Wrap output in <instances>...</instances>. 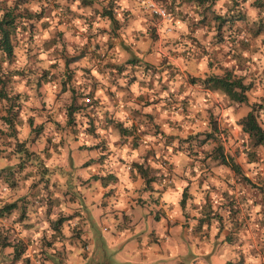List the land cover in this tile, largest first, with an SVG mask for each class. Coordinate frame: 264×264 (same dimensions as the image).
<instances>
[{
	"label": "rangeland",
	"instance_id": "rangeland-1",
	"mask_svg": "<svg viewBox=\"0 0 264 264\" xmlns=\"http://www.w3.org/2000/svg\"><path fill=\"white\" fill-rule=\"evenodd\" d=\"M117 1L116 16L120 23L123 22L121 17L127 21L132 13L136 19L143 20L144 33L148 37L167 41L168 36L160 35L156 27L169 24L171 29L173 22L170 17L166 21L151 14L146 6L150 0ZM252 1L214 0L209 7L205 2L199 6L186 0L170 2L173 19L186 12L191 24H202L203 35H208V41L223 44L219 49L211 48L207 63L209 72L202 78L230 70L249 85L244 91L245 100L239 102L228 98L220 88H211L206 120L201 125L198 122L191 131L187 125L177 127L173 143L166 140L162 143L167 158H161L160 164L165 169L171 163L173 169L194 164L223 168L226 165L215 158L216 152L231 156L239 170L226 166L228 170H220L214 176L231 181L228 188H234L237 183L258 190L261 229L255 239L252 259L253 264H264V152L260 146H251L239 124L240 118L253 105L258 122L264 125V28L257 27L258 22H264V5L260 10ZM106 5L107 0H26L22 4L30 11H42L39 18L28 20V25L32 23L29 28L26 24L22 28V20L26 18H21L12 36V58L1 63L5 76L0 83V239L10 243L19 239L24 251L18 258H12L10 246L0 247V264H45L43 254L51 264H223L234 258L245 262L246 256L235 253L228 239L202 236L204 242L209 243V248L203 251L201 245L196 244L197 240L192 241L193 232L169 237L172 229L182 225L177 221L168 222L167 216L182 221L183 216L174 205H166L173 204L168 189L163 190L160 197L155 190L116 180L117 183L103 193V188L94 183L92 176L79 164L82 158L93 156L96 150L100 152L113 145L108 141L93 144L95 139L85 144L76 125L81 126L85 117L96 110L94 105L98 104L99 97L94 95L96 87L100 83L105 86L106 80L114 79L102 73L96 75L92 71L95 62L86 61L85 57L68 59L84 53V44L85 52H91L98 35L96 17ZM228 12L233 14V19L217 29L213 14ZM242 38L250 41L248 46L228 42ZM116 44L121 50L127 42L116 41ZM135 44L131 45L132 49ZM131 48H124V58L109 66L113 70L108 71L156 68L149 63L139 68L126 65L128 57L138 62ZM142 48L145 50L148 46L143 44ZM168 52L172 54L174 50ZM162 57L165 59L157 60L161 64L159 68L171 79V87L183 89L194 79L200 81L201 77L190 75L186 68L177 72L174 64H167V56ZM101 69L107 68L102 66ZM43 70L44 78L40 76ZM116 81L114 84L119 85ZM164 83L168 85L167 79L159 82ZM102 92L106 93V87H102ZM184 97L187 100V95ZM14 109L16 112L12 113ZM66 109L71 112L70 121ZM4 115L11 123L4 122ZM148 130L161 131L158 125ZM139 168L143 174L149 170L145 172L144 168ZM174 173L175 170L171 173L166 169L163 175L152 177L165 178ZM161 201L166 204H160ZM11 202L14 206L4 213L2 207ZM128 218L135 226L132 234ZM55 219L60 221L54 229ZM151 229L155 235L159 234L157 241L133 245L139 235L143 237Z\"/></svg>",
	"mask_w": 264,
	"mask_h": 264
},
{
	"label": "crops",
	"instance_id": "crops-1",
	"mask_svg": "<svg viewBox=\"0 0 264 264\" xmlns=\"http://www.w3.org/2000/svg\"><path fill=\"white\" fill-rule=\"evenodd\" d=\"M192 13L196 14L194 11ZM132 20L133 15L127 18L123 28L124 33H120L121 37L111 38L109 41L128 42L132 39L129 37L130 32L134 33L138 29L145 30L142 25L143 20L139 17ZM102 24L107 25V21L102 23L96 19L95 26ZM153 24L156 26L154 21ZM164 27L159 28L158 25L156 31L160 32V35L168 36L167 41L143 36L133 49V54L136 55L134 58H138V63L155 64L154 70L140 68L133 72L129 69L113 72L108 71V69L113 70L109 67L102 70L101 66L95 62L96 65L92 71L96 75L102 73L114 80H106L105 86H101L102 83H100L96 87L94 95L102 98V102L97 97L98 104L94 105L96 110L91 115L95 128L89 134L82 132V135L86 140L85 144L90 141L89 139H95L93 144L108 141L113 145L108 149L102 148L100 152L96 150L93 156H88L89 159L82 158L79 164L88 175L111 173L114 176L113 180H103L105 184L100 183L97 178H92L94 183L103 188V193L111 184L117 183L116 180L135 183L143 189L155 190L156 196L160 197L163 190L168 189L173 204H166V201H161L160 204L172 205L171 207L174 205L177 212L180 211L183 216V221L167 216L168 222L177 221L182 225L180 228L176 226L178 228L172 229L173 233L169 237L181 235L182 232L184 234L188 231L193 232L192 241L197 240L196 244H200L203 251L209 248V243L204 242L202 236L228 239L230 248H233L235 253L246 256L245 262L241 261L242 264H253L252 256L255 252L253 247L256 246L255 239L261 229L257 189L253 187L248 189L246 185H237V183L234 184V188H228L231 181L220 180L214 176L220 170H228L226 166L221 168L194 164L173 169L171 163L166 169L171 173L175 170L174 176L152 177L157 174L163 175L166 170L160 164L161 158H167L165 148H161L162 143L166 140L172 144L177 134V127L179 129L180 125L189 126L191 131L198 122L199 125L203 124L206 120L205 113L210 108L211 95L210 88L205 87L197 79L188 82V86L183 89L171 87V79L165 76V70L159 68L161 64L157 60L166 55L168 58L166 62L174 64L178 68L177 72H183V68H186V72L190 75L202 78L209 72L207 63L211 48L219 49L223 45L220 41H208V35H203V26L197 24L190 27L183 12L179 13V16L177 14L171 29L164 30ZM187 34L199 41L184 38ZM105 39L106 36H97L94 40L106 41ZM143 44H146L148 48L144 50ZM124 48L127 49V46L124 45ZM124 48L121 50L114 47L108 48L109 54L115 50L118 52V55L113 53L111 59L114 60L120 55V60L124 58L126 54ZM170 49L174 50L172 54L168 52ZM184 49L186 51H182ZM140 64L135 66L140 67ZM165 79H167V86L166 83L159 84ZM116 80L120 82L119 85L114 84V82L117 83ZM102 87H106V93L102 92ZM184 95H187V100L184 99ZM155 125L159 126L160 132L148 130ZM134 140L137 142L136 145L131 142ZM98 144L92 148H96ZM134 163L144 168L145 172L150 166H146L147 163L155 168H149L148 172L143 174ZM181 199L182 202H180ZM149 200L151 201L152 197L149 196ZM165 210L168 208L166 207ZM128 223L130 234H132L135 232V226L130 223L129 218ZM150 231L143 237L139 235L136 238L139 240H135L133 245L138 246L143 242L147 244L150 240L157 241L159 234L155 235L152 229ZM214 237L211 238L214 240ZM43 258L46 260H44L45 264H51V260H48L45 254ZM235 260L237 259L234 258Z\"/></svg>",
	"mask_w": 264,
	"mask_h": 264
},
{
	"label": "trees",
	"instance_id": "trees-1",
	"mask_svg": "<svg viewBox=\"0 0 264 264\" xmlns=\"http://www.w3.org/2000/svg\"><path fill=\"white\" fill-rule=\"evenodd\" d=\"M187 2H190V4H194L196 6H199L201 2H205L206 5L209 7L211 6V4L214 2V0H186ZM26 2V0H0V83L4 80V76L5 73L3 72V70L1 69V63L3 62H7L12 58L13 55V41H12V36L15 33V30L17 28V26L19 25L18 22H21V18L25 17L26 19L22 20V28L25 27L26 25H28V20H30L33 17L39 18L41 16V9L39 11H30L28 9H25L22 7V4ZM158 2L160 3L161 6L165 7V10L168 14V16L170 17L171 21L173 22V13L170 10V2H175V0H158ZM253 5H257L259 7V9L261 10L263 7L262 5H264V0H253L252 1ZM119 7V3L117 0H107V5L103 8V10L100 12V14L97 15V20H99L100 22L101 19H104L105 22L107 21V25L102 24L100 26H96L97 30L96 32L98 33L97 36H106V41H96V43H93V48H91V52H85L86 50V45H82V51L84 53H77V55H75L74 57H70L68 59L70 60H75V58H83L85 57V60L87 61H94L96 62V64H98L99 66H105L106 68H108L109 66H112V64H117V60H120V56H116L114 60H112V55L113 53L118 55V52L115 50L113 51L111 54H109L110 52L106 51L105 49H108L110 47H114L115 49H118V44H116V41H109L111 38H116L121 36L120 33H124L123 28L125 27L127 21L121 17V19L123 20V22H119L118 21V17L116 16L118 14V12H116L117 8ZM196 14H201L200 11L196 12ZM233 15V14H232ZM231 13H223V14H213V22L217 21V29L225 22H228L232 17ZM132 16V15H131ZM199 16V15H197ZM185 17H186V21L189 23V25L191 27H193L195 24H191L186 16V12H185ZM129 18V17H128ZM202 17H199V19H201ZM241 17H235V19H239ZM136 19L135 17H133V20ZM132 20V21H133ZM104 22V23H105ZM171 23V22H169ZM26 24V25H25ZM32 25V23H30L28 25L29 26ZM199 26H202L199 25ZM258 28L262 27L264 28V22H258ZM163 28V27H162ZM30 30V29H28ZM145 31V30H144ZM144 31H142L141 29H138L137 31H134V33L130 32L129 37H131V41H128L127 44H125V46H127V49H130V45L135 44L136 41L140 40L141 38L144 37H148ZM163 31V29H162ZM141 33H143V35H141ZM189 36V37H188ZM150 38V37H149ZM188 40H192V38H194L193 36H191L190 34H187L186 37ZM196 40H198L197 38H195ZM241 41H228L230 43H240L242 46L246 47L249 45L250 41H247V39H240ZM199 41V40H198ZM97 42H99L100 44H98ZM132 42V44H131ZM107 45V46H106ZM116 46V47H115ZM132 49V48H131ZM133 50V49H132ZM128 57V59H126L127 64L126 65H139L140 63L138 62H134L135 59H132ZM162 60L165 59V57L161 58ZM167 64H169L167 62ZM95 65V63H94ZM140 66H148V64H140ZM139 68L138 66H135V68ZM130 68H133L130 66ZM44 73L45 70H43L40 73V76L42 78H44ZM132 78V77H131ZM200 82L208 88H220L227 96L228 98H230L231 100L234 101H243L245 100V89H247L248 87V83H243L242 79L240 76H234L232 71L230 70H225L223 72V74L221 75H216V74H210L205 76L204 78L200 79ZM64 89V88H63ZM3 95H5V93H3ZM70 106V105H69ZM17 108V107H16ZM67 110V114H69V117L67 118L68 121L71 120V112L69 109ZM16 109L12 110V113H15ZM16 117V115L14 116ZM4 120V122H7L8 124L11 123V119L8 116H3L2 118ZM239 124H240V129L241 131H243L244 133L247 134V136L250 139V144L252 147L255 146H260L264 152V125H261L257 118H256V113L254 112L253 109V105H251L250 109L240 118L239 120ZM78 129V132L81 131L89 134L90 132H92L95 128V124L92 120V116L89 117H85V119L83 120V124L81 126L76 125V128ZM124 129V128H122ZM124 131H128V129H124ZM77 134V133H76ZM134 145L137 144L136 140L132 141ZM215 158L219 159V162L232 168L235 170H239L237 163L231 158V156L229 155H225L223 154L221 151L216 152ZM166 159V158H165ZM135 166H137L138 168L140 167L139 164L134 163ZM111 173H97V174H93L91 175L92 178H97L100 180V183H104L105 181L103 180H107V179H111ZM4 179H6V175L4 173ZM147 179V178H145ZM180 202H182V199L180 200ZM14 206V203H8L6 205H4V213L7 212L8 210H10L12 207ZM54 229L56 228V225L59 223L60 219H55L54 220ZM2 239H0V247L2 246H10L11 247V254H12V258H18L22 252L24 251V244L21 243V241H19V239H15L14 242L8 241H1ZM99 263V262H98ZM223 264H242V262L240 260H235V261H225Z\"/></svg>",
	"mask_w": 264,
	"mask_h": 264
},
{
	"label": "built area",
	"instance_id": "built-area-1",
	"mask_svg": "<svg viewBox=\"0 0 264 264\" xmlns=\"http://www.w3.org/2000/svg\"><path fill=\"white\" fill-rule=\"evenodd\" d=\"M147 9L149 10V12L153 15H155L157 18L159 19H163L168 21L169 20V16L165 10L164 6H161L160 3H157L155 1H148L147 2ZM170 29V25H166L164 30H169Z\"/></svg>",
	"mask_w": 264,
	"mask_h": 264
}]
</instances>
